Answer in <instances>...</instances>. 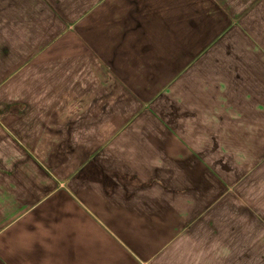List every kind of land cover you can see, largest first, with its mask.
Wrapping results in <instances>:
<instances>
[{"label":"crops","instance_id":"crops-1","mask_svg":"<svg viewBox=\"0 0 264 264\" xmlns=\"http://www.w3.org/2000/svg\"><path fill=\"white\" fill-rule=\"evenodd\" d=\"M61 2L0 0V264H264V204L207 177L204 149L150 127L138 101H110L104 57L64 33L78 20L63 23ZM148 4L177 40L228 27L199 40L221 42L205 56L218 82L183 79L185 96L264 101V0ZM149 36L135 55L189 57Z\"/></svg>","mask_w":264,"mask_h":264},{"label":"rangeland","instance_id":"rangeland-1","mask_svg":"<svg viewBox=\"0 0 264 264\" xmlns=\"http://www.w3.org/2000/svg\"><path fill=\"white\" fill-rule=\"evenodd\" d=\"M62 1L63 23L65 18L68 22L78 20L72 26L65 24L64 33H76L79 48L82 49L80 42L83 40L84 48L93 50L96 60L101 61L104 57L109 70L110 101H126L125 104L138 101L140 105L136 110L141 109L144 115H151L148 118L151 119L150 127L156 123L159 129L179 133L185 144L204 149L202 156L210 170L207 177H219L231 183L234 192L238 190L237 193L241 194L248 186V192L252 191L257 199L254 208H258L256 204L262 206L264 101H191L185 96L181 84L183 79L188 84L202 81L213 86L218 82L215 80L218 75L214 73V59L205 56L219 48L221 42L204 44L199 40L207 34L213 38L215 33L228 27L210 25L197 32V26H193L195 34L185 42L176 39L182 35L177 26L153 23L156 18L149 13V0H141V8L138 9H135L134 0H70V10L65 9L69 0ZM164 9L159 10L162 15H159V20H164V15L170 12ZM246 12L245 9L238 10L240 21H245ZM165 33L174 38V48H181L183 43L182 48L189 51V57H177V50L173 52L175 57L172 59L150 58L147 50L138 51L142 53L135 55L136 40L140 39V50L149 49L156 46V43L148 41L149 35ZM66 41L65 45L71 47L69 40Z\"/></svg>","mask_w":264,"mask_h":264}]
</instances>
